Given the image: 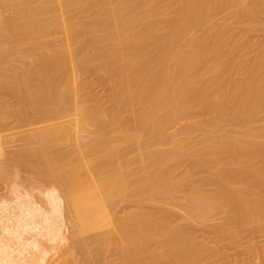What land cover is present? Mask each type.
Wrapping results in <instances>:
<instances>
[{
  "label": "bare ground",
  "instance_id": "6f19581e",
  "mask_svg": "<svg viewBox=\"0 0 264 264\" xmlns=\"http://www.w3.org/2000/svg\"><path fill=\"white\" fill-rule=\"evenodd\" d=\"M223 12L257 31L264 0H0V47L37 40L21 68L0 57V90L17 98L0 94V132L10 113L24 126L45 123L23 138L33 148L0 161V181L19 183L25 169L57 187L47 226L29 209L18 228L56 241L58 219L70 216L80 264H233L184 223L216 222L230 244L244 229L264 234V47L228 49L229 25L213 21ZM90 72L109 87L108 105L88 99ZM27 240L23 250L44 251L43 240ZM2 248L0 264H18Z\"/></svg>",
  "mask_w": 264,
  "mask_h": 264
},
{
  "label": "rangeland",
  "instance_id": "374dc122",
  "mask_svg": "<svg viewBox=\"0 0 264 264\" xmlns=\"http://www.w3.org/2000/svg\"><path fill=\"white\" fill-rule=\"evenodd\" d=\"M214 17L215 18H213L214 19L213 21H220V22L224 21L229 25L228 35L230 36L231 40L226 43V47L228 49H232L234 46H237V45L240 46V45H246V44H249L250 46H253L254 48L264 47V12H262L258 16L260 18L259 21H261V24L259 25L260 28L256 26L258 28L257 31L255 29L251 32H244L242 26L240 27V25L237 24L235 17H232V13L229 14L228 12H223V13H220L218 15H215ZM261 27H262V29H261ZM52 36H53L52 38L55 40V42L57 44L64 43L65 38H66L65 33L58 28L54 31V35H52ZM36 43H37V40L32 39V40L28 41L26 44H12V45H8L5 47H0V57L8 56L10 58V60H13L14 65H16V67L21 68L24 66V64L25 65L29 64L32 61L31 58L23 55V52L25 50H27L28 48L35 46ZM244 52L248 53V49H245ZM256 57H257V52L249 53L248 54V58H249L248 61L252 62V60H254ZM85 77L86 78L84 80L87 79L86 81H88V82L84 81L85 83H87L86 95H87V97L91 96L90 98L88 97V99H92V97L94 98L96 96V97H99V100L101 101L102 105H105V106L108 105V102H109L108 97L110 96L109 87L106 86L105 84H103L102 82H99V80H100L99 76L94 74V72L93 73L90 72V74H86ZM243 77H244V75L241 76L240 78H243ZM2 89L3 88H1V90H0V94H2V96L5 95V97H9V98H7L9 102H13V101H14L13 103L17 102L16 97H14L11 94H8L7 91H4ZM5 92L7 94H5ZM100 97H101V99H100ZM10 99H11V101H10ZM13 103H11V106H14ZM32 113L33 112H30L28 114L30 116V118L32 116H34ZM259 116L262 117V115H259ZM7 117H6L7 120L5 119V121L8 122V123H5L6 128L4 127L5 130H2L0 132V161L1 162H6L5 157L8 158L9 155L11 153H12L11 155H13L15 153V151H16V153H19V152H25V150H30L31 148H33L34 147L33 143L30 144L29 142H26V140L24 141L23 138L26 139V137L33 134L36 129L45 125V123L43 124L42 122H35L32 120V118L29 119V117H26L25 119L27 120V123H26V120H24V124H25V126H24L23 123L22 124L18 123V119L15 118L14 114L10 113V118H9V114ZM69 118H71L73 120L72 116H70ZM69 118H68V120H67V118H64L65 120L64 119H62V120H64L66 123H69L71 121V119L69 120ZM29 120H31V122H29ZM62 120L60 119V120H57L55 122L56 123H59V122L62 123V122H64ZM189 122L192 124H196V123L200 122V120L195 118V117H192V118H190ZM263 122L264 121H262L261 124ZM11 125L13 127H11ZM40 125H42V126H40ZM23 127H24V129H23ZM34 128H36V129L34 130ZM25 130H26V132H25ZM175 130H176V127H173L172 130H170V131L173 132ZM91 132H92V129L90 128L88 130V132H82L81 133V136L83 137V141H82L83 145H85L88 142L87 138ZM201 136H202V133L200 131H198L192 137L197 139V138H200ZM18 140L20 141V143ZM23 144H26V145H23ZM7 145H9V146H7ZM17 150H18V152H17ZM22 150H24V151H22ZM135 153L138 156L140 154L139 152H135ZM136 154H135V156H137ZM132 166H133L132 169L134 171L138 170V165L134 164ZM29 172L30 171H28V170L22 169L20 172L21 176L19 178V183L15 182L16 185H15V183L13 185H11L12 183L9 184V183H6L4 181H0V256L3 255V251H4L2 247H5L6 245H8V247L11 248L10 250L12 251V255H14L13 257L15 259L16 258L18 259V261H16V262H18V264H20L21 261H22L21 264H24V263L27 264L28 260L26 261V259H29V257L32 258V260L30 258L29 261L30 260L31 261H33V260L37 261V259H38V261H40V263L42 262L41 264H60L64 258H68L69 260L75 259L74 261H72L73 264H80L79 263L80 261H78L76 259L77 258L76 256H78V253H79L77 251L78 250V244L77 243L80 242L79 241L80 239L78 237H76L75 235H73V229H72V225H71V217L70 216H67V217L64 216L63 219L62 218H60V220L58 219L59 222H57L58 224H56V228L58 227L57 229L59 232L57 235H59V237H58V240L56 238V241L52 240V238H54V237H52V238L51 237L50 238H45V237L39 238V237H37L38 234H36V232L33 235L32 232L29 230L25 229V231H26L25 232L24 229L18 228L20 226V224L21 225L22 224L27 225V223H25L27 221L25 213L27 211H30V210L31 211L35 210L36 213L38 212V214H39V216L33 220L34 223H37L40 226V229L45 228V226H47L45 222L49 218V214H50L49 212L52 211V206L50 205L47 196H48V194L54 193L57 190L56 189L57 187L53 183L51 184L50 182H47L44 179L39 178V177L38 178L35 177V179H34V176H31V173H29ZM31 178H32V180H31ZM4 183H6V184H4ZM14 185H15V187H14ZM17 187H18V189H17ZM19 199L24 204V205L22 204V207L20 206L21 203H19ZM7 208H9V210H7ZM63 208H64V205H63ZM119 208H118L119 210L123 211L122 209H124V206L122 207V205H119ZM20 209H22V210H20ZM171 212H173V214L176 212L175 215L176 214H178L177 216L181 215L180 217L184 216L183 215L184 213L182 211H180V209L175 210V208L174 209L172 208ZM23 215H24V217H23ZM19 218H20V220H19ZM23 218L25 219L24 223L20 222L21 220H24ZM31 223H32V221H30V224ZM215 223L216 222H213V223H210V224L204 226V225H201V224H198V223L191 221V223L185 222L184 225H185L188 233L191 234V235L190 234L189 235L193 238H196L198 241H204L205 238H207L206 240L208 241L209 246L212 248V250L214 249V251H217L218 256L219 255L221 256L220 258H223V257L226 258L225 260H227V262H232L233 264H238L237 262L250 261L251 259H252V261L254 260V262L255 261L256 262L261 261V258H262L261 255L264 253V234H261L260 236L255 237V236H252L251 234H249V232L244 231V230H246V229H244L241 232V235H240V238H239L237 244H236V242H234L233 244H230L229 241L221 242L218 239L217 232L215 233V231L212 230V228H211V226H213ZM18 224H19V226H17ZM27 231H28V233H27ZM15 233H18V235H16ZM30 233L34 237H32L30 235ZM94 234L95 233L91 234V236H89V237L92 238V236ZM100 234H101V232H100ZM95 235L97 236L98 234H95ZM17 236L22 237V240L24 238L25 241H26V239H28V240L33 239V241H31V240L29 241V242H33V243H34V240L36 242H40L43 240L42 242L45 244V247H44V244L42 242H40V243H41V245L43 244L44 251L41 248V253H40V251L35 252V250H33L32 245H30V247H32V248H30L31 253H33L32 250L34 251V253L39 252L38 254H36L34 256V259H33V256L31 255V253L28 250L29 245L25 249L26 251L28 250L26 252L25 250H23L21 248V245H18L19 244V237H17ZM89 237H87V239ZM94 237L95 236H93L92 239L89 238V242H90V240L92 241L94 239ZM37 239L39 241H37ZM217 240H219L220 242ZM155 247L157 249H159L160 246H158V244H156ZM45 248H47L46 251H45ZM21 249L25 254L21 252ZM48 250H50V251H48ZM46 252H47V255H46ZM19 254H21V255H19ZM41 254H42V256H41ZM22 255H23V257H22ZM43 255H44L45 260L43 259V261H42ZM39 256H40V260H39ZM24 257H26V258H24ZM35 257H36V259H35ZM78 259H79V257H78ZM58 262H60V263H58Z\"/></svg>",
  "mask_w": 264,
  "mask_h": 264
}]
</instances>
